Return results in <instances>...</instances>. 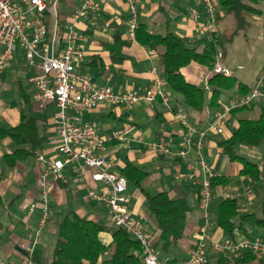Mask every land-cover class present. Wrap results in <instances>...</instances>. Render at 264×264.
<instances>
[{"label": "crops", "instance_id": "crops-1", "mask_svg": "<svg viewBox=\"0 0 264 264\" xmlns=\"http://www.w3.org/2000/svg\"><path fill=\"white\" fill-rule=\"evenodd\" d=\"M162 1L164 4H162ZM79 2L80 0H72V4L67 10L60 9L59 11L57 8L56 21L59 30L55 53H59L63 46L61 35L71 22V14ZM193 7L201 8L197 0H141L138 8L139 23L144 24L147 30L152 33L163 34L169 30L178 36L187 37L191 42L190 45H196L200 50L202 46L199 40L204 35L197 30L195 21L190 17L189 11ZM127 17L128 11L123 0H106L96 19L89 20L86 17L76 21L75 29L82 35V39L78 41L85 48V54L76 63V69L81 73L90 75L93 82L99 86L109 85L114 90L143 91L152 82L154 76L152 67L154 64L158 65L160 49L141 45L137 40H128L125 24ZM257 19H260V16H256L253 20L256 21ZM46 20L48 30L51 32L55 25V18L48 15ZM199 20H204L202 14H200ZM227 20L229 19L219 18L218 21H215V29L224 31L227 22H230V20ZM104 22L109 23L108 27L101 25ZM224 56L223 51L221 63L230 68ZM14 59L15 57H13L10 65L0 72V93L6 89L5 82L7 79L15 75L21 104L17 109L15 102L0 98V123L1 121L8 123L7 126L0 124V128L6 129L18 124L21 115L26 118L34 117L39 132L44 138L33 155H28L15 165L10 166L5 161L4 155L13 151L16 145L8 136L0 137V264H27L22 244L32 240L39 217L37 209L32 212L28 209L29 203L37 199V181L41 174V167L36 161L35 153L40 151L46 157L63 159V155L57 152V143L54 140L56 119L53 115L56 111V105L52 101L48 102L43 108L38 107L33 100V86L29 85L30 92H27L22 88L21 83V76L28 81L33 68L26 61L20 67H16ZM231 70L233 75L249 88L256 84L260 75L257 74L258 69L243 70L241 64H238L236 69ZM208 71V69L196 63H190L181 68L186 80L202 86H206L209 76ZM159 72L162 75L160 68ZM262 85L264 83L260 85V88H264ZM236 93V89L226 91L221 99H228ZM170 96L172 108L183 107L180 95L170 93ZM260 104H264V102H256L253 104V108H248L244 112L254 109L255 113L256 110H259ZM183 109L188 119L200 126H205L215 112L207 105L201 111L185 107ZM68 113L71 116L76 115L80 120L93 123L97 132L103 136L108 135L113 130L131 125L132 128L127 134V141L109 142L103 150L105 154L115 158L114 170L116 172L121 173L124 165L132 163L147 172L145 178L147 180L153 176L151 171L153 167L162 170L165 176L171 173V167L174 179L182 180L183 183H176L167 179H159L157 186L154 187L155 190L151 192L147 189L144 179L142 187L149 194L166 191L170 197L181 198L188 205L183 223V236L176 244L170 246L167 252L160 251L154 246L162 259H167L172 264H183L188 257L194 235L202 224V211L198 207V185L192 180L179 177L178 173L189 171L190 164L195 160V152L191 150L186 158H180L152 153L145 146L147 141L164 138L173 150L181 148L183 127L175 117L174 111L168 110L159 100H155L151 103L139 102L131 108L103 102L96 107L84 109L79 113L73 110H69ZM1 116H4V118H1ZM237 117L238 115L228 117L222 134L208 133L206 144L200 150L204 159L216 172V175L226 178L224 183L213 187L210 217H212L213 202L223 198L221 196L223 190L230 193L232 198L237 201L238 214L240 210L251 213L255 208L254 203L256 202V205L261 203L257 199V193L260 189L256 186L260 181H264V173L258 181L239 174L242 167L241 163L230 161L222 154L217 144L219 139L227 137L235 130ZM241 152L246 156L264 158L261 151L257 149L242 147ZM146 167H149V169H146ZM89 174L90 170L87 169V180L84 182L79 181L76 178L73 165L65 164L61 171L62 178L50 179L48 203L51 212L46 227L41 232L35 245L33 264H50L56 240L57 224L66 212L74 211L80 216L111 227L112 223L108 210L102 203L94 199H89L85 203L83 201V199L87 200L86 195L89 187L99 190L102 186L100 183L91 182ZM126 193L129 196L128 208L132 216L141 222L150 241L156 243L160 231L151 207L145 199L144 192L127 181ZM237 223L239 222L237 221ZM243 228L237 226L234 230V236L239 238L243 236L251 237L250 232L252 231L260 233L261 236L258 237L262 238L264 236V229H259L260 227L247 229L243 225ZM210 231L218 239H228L221 229L216 228L213 223ZM99 238L105 245L109 244L112 239L108 229L101 231ZM181 250L185 251V254H181ZM218 255L219 253L213 250L208 252L211 261L216 260ZM109 256V253L102 255L98 260V264H103L104 261L109 259ZM252 263L254 262L246 264Z\"/></svg>", "mask_w": 264, "mask_h": 264}, {"label": "built area", "instance_id": "built-area-1", "mask_svg": "<svg viewBox=\"0 0 264 264\" xmlns=\"http://www.w3.org/2000/svg\"><path fill=\"white\" fill-rule=\"evenodd\" d=\"M59 0H0V72L8 67L15 55L16 46L23 50L26 63L33 68L28 82L33 86V100L38 107L43 108L48 102H54L56 111L57 152L63 159L46 157L42 152L35 153L36 161L41 167V174L37 181V199L30 202V212L38 210L39 217L33 238L22 244L27 264H33L35 245L41 232L45 229L50 216L48 203L50 193V179L62 178L61 171L65 164H72L79 181H86V170H90L91 182L100 183L99 190L89 187L87 196L102 203L108 210L113 225L123 228L140 244V257L143 264H172L162 259L157 249L152 245L148 234L141 222L132 216L129 208V196L126 193L127 179L114 170L115 158L103 152L105 146L113 141H127V134L131 125L113 130L108 135H100L96 127L89 121L80 120L76 115L71 116L68 111L76 113L84 109H91L100 103L122 105L131 108L139 102L151 103L159 100L168 110L172 109L170 92L166 88L159 66L152 67L153 79L150 86L143 91L131 89L114 90L109 85L99 86L93 82L90 75L76 69V63L84 54V45L78 40L82 35L75 29V23L81 18L96 19L106 0H80L71 14V22L61 35L63 46L59 53H55L57 26V2ZM200 9H190V17L195 21L198 31L210 40L215 30L216 0H197ZM48 2H50L48 4ZM128 17L125 20L126 37L136 41V30L139 23L138 8L141 0H123ZM264 10V5H262ZM202 14L204 20H199ZM55 18V25L51 32L48 30L47 16ZM108 27L109 23L101 24ZM222 52L216 54V61L208 74H232V70L220 62ZM264 71L260 73L256 84L246 95H232L228 99H218V108L211 120L205 126H200L188 119L183 107H175L174 115L183 127V141L181 148L173 150L167 140L159 138L145 142L146 148L155 154L186 158L191 150L195 152V160L190 164L186 173L178 176L192 180L198 185V207L202 211V224L194 235L188 257L183 264H205L209 260V250L222 253L233 263L234 258L245 253H253L264 257V239L248 236L228 239H218L212 232L210 204L213 200L211 179L216 175L212 166L204 159L200 150L206 144L208 133L222 134L230 111L235 107H249L256 102H264ZM259 169H264V158L257 162ZM221 196L231 197L226 191Z\"/></svg>", "mask_w": 264, "mask_h": 264}, {"label": "trees", "instance_id": "trees-1", "mask_svg": "<svg viewBox=\"0 0 264 264\" xmlns=\"http://www.w3.org/2000/svg\"><path fill=\"white\" fill-rule=\"evenodd\" d=\"M216 21L219 18L230 20V31L212 32L210 40L202 37V48L190 45L187 37L178 36L167 30L165 33H152L144 24L138 23L136 40L144 46L160 49L158 66L165 80L168 91L181 96L183 107L201 111L205 105L215 111L218 108V99L224 92L236 89V95L243 96L249 92V87L241 82L235 75L210 73L206 86L189 82L181 72V68L196 63L211 70L216 61L217 52H223L225 44L231 42L239 30L249 26L250 16H259L264 13L262 5L264 0H216ZM255 104V103H253ZM253 104L249 107H252ZM249 107L240 106L233 108L229 116L237 115ZM171 111H175L172 108ZM8 136L16 145L15 149L4 155L5 161L10 166L19 160L33 155L35 149L40 147L43 136L40 134L36 119L21 115L18 124L9 128H0V137ZM220 151L230 161L241 163L239 174L248 176L251 180L258 181L264 169L257 167L261 158L246 156L237 151V145L247 148L264 146V104L259 105L258 114L255 117H237L235 130L227 137L217 142ZM264 156V151H261ZM128 182L133 183L142 192L151 207L152 214L160 231L159 239L153 246L160 251L167 252L169 247L176 244L183 236L184 219L188 205L181 198H173L166 191L149 194L142 187L147 172L132 163H127L121 169ZM224 176L215 175L211 179L212 188L224 183ZM237 201L231 197H224L216 202L212 212L211 221L216 228L221 229L226 238H235L236 227L243 228V222H251L264 229V192L260 203V214L244 213L238 216ZM238 224V225H237ZM108 229L111 233V241L105 245L99 238V233ZM140 244L133 239L123 228L111 225L107 227L98 221L78 215L74 211L66 212L57 224L56 240L52 251L50 264H98L99 258L109 253V259L103 264H143L140 257ZM161 257V255H160ZM264 264V257H258L253 253H246L236 257L233 263L219 253L216 260H208L205 264Z\"/></svg>", "mask_w": 264, "mask_h": 264}, {"label": "rangeland", "instance_id": "rangeland-1", "mask_svg": "<svg viewBox=\"0 0 264 264\" xmlns=\"http://www.w3.org/2000/svg\"><path fill=\"white\" fill-rule=\"evenodd\" d=\"M72 4V0H60L57 2V8L62 9V10H67ZM162 4L163 1H162ZM260 19H257L254 21L253 19L256 17L255 16H250L248 20L250 21L249 26L245 27L244 29H241L238 31V33L233 37L231 42H228L224 46V59L226 60V63L229 64L231 69H236L238 64H241L243 66V70L246 69H251V70H257V74L262 73L264 71V13L260 14ZM227 19V18H226ZM229 21V20H227ZM228 24L226 25L225 31H230V26L231 22H227ZM162 32V31H159ZM22 48L17 45L16 46V55L15 57V64L17 65L16 67H20V65L23 64L25 61L23 58V53H22ZM221 62V59H220ZM262 70V71H261ZM6 89L0 93V98L3 100L7 101H13L16 104V108L19 109L20 106V96L18 92V85L16 82V76L8 78L7 81L5 82ZM21 83H22V88L25 89L27 92H30V86L31 84L21 76ZM30 85V86H29ZM264 86V85H262ZM264 89V88H262ZM253 108V107H249ZM248 109V108H247ZM247 109H244L237 115L239 117H255L258 114V111L254 113V109L244 112ZM1 118H4V116H1ZM2 126H7L8 123L5 121H1L0 123ZM246 147L243 145H237L236 149L237 151L241 152V148ZM252 149H257L259 151H264V146L260 147H251ZM154 168V169H153ZM151 169L153 176L149 177L147 180L145 179L144 183L147 187L148 190L153 192L155 189L154 187L157 186L158 180H169V181H174L176 183H183L181 179H174L173 173H172V168L170 167L171 173L169 175H164L162 170H157L155 167ZM146 169H149V167H146ZM152 179H154L152 181ZM260 191L257 193V199L260 202L262 199V192H264V181H260L257 183V186ZM86 199H83L84 203L87 202L89 198L86 195ZM82 201V200H81ZM216 200L213 202V208L216 204ZM255 208L253 209V212L255 214L260 213V205H256V202L254 203ZM246 211L240 210L239 215L242 213H245ZM239 215L236 217V221H239ZM244 227L247 229H252L253 227H256L253 223L244 221L243 222ZM261 229V228H259ZM250 236L252 238H255L254 236H261L260 233H256L255 231L250 232ZM261 238V237H258ZM262 239H264V236H262ZM181 254H185V251L181 250Z\"/></svg>", "mask_w": 264, "mask_h": 264}]
</instances>
